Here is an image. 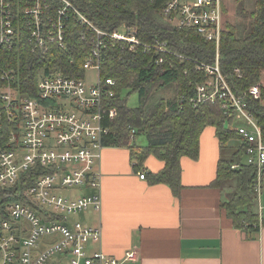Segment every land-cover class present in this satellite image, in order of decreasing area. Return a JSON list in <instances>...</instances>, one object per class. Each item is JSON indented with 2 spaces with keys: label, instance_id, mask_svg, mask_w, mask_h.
<instances>
[{
  "label": "built area",
  "instance_id": "1",
  "mask_svg": "<svg viewBox=\"0 0 264 264\" xmlns=\"http://www.w3.org/2000/svg\"><path fill=\"white\" fill-rule=\"evenodd\" d=\"M222 2L164 0L161 14L172 26L194 29L206 41L215 43L213 64L192 62L195 71L204 73L205 81L196 86L190 102L193 107L218 102L226 118L238 124L235 130L247 143L245 163L257 169L259 196V176L264 170L261 130L245 94L236 96L232 92L218 65L219 43L225 30ZM73 14L98 37L123 42L127 52L137 48L144 54L153 51L156 65L163 64L166 56L183 59L166 42H142L134 28H121L112 34L101 32L70 0H0V53L22 47L31 53H47L53 46L64 48L66 23ZM97 56L96 49L83 69H94L99 75ZM234 73L241 77L238 69ZM16 81L14 69L0 59V133L9 130L7 145L0 148V190L17 186L22 175L37 165L53 172L37 177L21 200L5 207L7 218L0 220V264H47L55 256L56 264H136L139 257L135 251L116 258L101 249L90 250L91 244L100 243L101 228L81 222L68 224L66 220L70 215L101 211V174L95 166L105 148L102 138L108 133L102 126L103 117L106 110L110 118L116 113L105 108L106 100L114 96L115 81L98 78L95 85L87 86L83 78L52 72L39 79L36 97L21 95ZM248 95L259 99L258 86L250 88ZM231 169H237V165ZM137 175L146 180L144 172ZM74 188L90 193L75 198L58 193Z\"/></svg>",
  "mask_w": 264,
  "mask_h": 264
},
{
  "label": "trees",
  "instance_id": "2",
  "mask_svg": "<svg viewBox=\"0 0 264 264\" xmlns=\"http://www.w3.org/2000/svg\"><path fill=\"white\" fill-rule=\"evenodd\" d=\"M72 5L101 32L112 34L121 28H134L136 36L144 43L154 40L166 42L177 56H166L164 63L156 65L155 54L143 53L141 48L127 52L124 43L106 36L98 37L95 31L80 23L71 15L66 23L65 46H53L47 53H31L25 47L2 51L0 59L17 74L16 84L20 94L37 96L36 85L43 75L62 73L70 78H83V65L98 50L99 80L115 81L114 96L107 99L105 108L114 109L110 118L108 111L102 126L108 129L102 138L105 147L127 148L130 160L140 170L149 156L163 162L158 173H148L150 185L163 184L179 197L181 165L183 157L198 158V141L202 131L210 126L221 149H227L228 156L218 161L216 177L212 188L225 192L220 207L232 220L235 229H259L264 226L256 211L258 196L256 184L257 169L246 165L247 143L235 130L237 123L227 119L218 102L202 103L193 107L190 98L197 85L205 81L203 72L195 71L192 62L213 64L216 56L214 42L206 41L191 28H176L162 16L164 0H70ZM238 4V25L224 24L219 43V67L236 96L245 94V100L261 130L264 143V88L260 84L264 72V0H236ZM223 12L224 9V2ZM101 43L102 46L97 44ZM189 59V60H188ZM238 69L241 77L234 70ZM258 86L259 99L248 95L250 88ZM171 89L169 99L152 101L156 92ZM137 96V105L129 107L131 95ZM225 124L229 126H225ZM134 131V134H132ZM9 130L0 133V148L7 145ZM136 136L146 139L145 146L136 143ZM237 165V169L231 166ZM52 168L37 165L22 175L20 182L12 189L0 190V220L6 219L5 207L22 199L26 188L33 181ZM261 188L264 189V170L260 173Z\"/></svg>",
  "mask_w": 264,
  "mask_h": 264
},
{
  "label": "crops",
  "instance_id": "3",
  "mask_svg": "<svg viewBox=\"0 0 264 264\" xmlns=\"http://www.w3.org/2000/svg\"><path fill=\"white\" fill-rule=\"evenodd\" d=\"M198 147L196 160H180L179 197L137 175L158 173L163 162L149 156L137 170L127 148L105 147L95 166L101 174V211L83 223L102 230L100 243L90 250L116 258L135 251L136 264H264V226L235 229L220 207L226 191L210 186L222 155L213 127L202 131ZM256 211L264 219V196Z\"/></svg>",
  "mask_w": 264,
  "mask_h": 264
},
{
  "label": "rangeland",
  "instance_id": "4",
  "mask_svg": "<svg viewBox=\"0 0 264 264\" xmlns=\"http://www.w3.org/2000/svg\"><path fill=\"white\" fill-rule=\"evenodd\" d=\"M224 1V9L225 13L223 15V23L230 24V25H238L240 23V19L238 18V4L236 0H223ZM206 64V63H205ZM219 65V64H218ZM220 68V67H219ZM260 84L264 88V72L261 74ZM83 81L87 86L95 85L98 81V72L94 69H88L85 70L83 75ZM173 96V91L171 89L162 90L159 92H156L153 95L152 101H156L159 98H166L169 99ZM261 103L264 105V99L261 100ZM127 105L129 107H134L137 105V96L135 94L131 95L127 101ZM136 143L139 146H145L146 145V139L142 136H136ZM230 151L227 149H223L222 156L223 158L227 157ZM62 196H66L69 198H75V197H81L83 195H87L90 193V191L85 189H63L58 192ZM264 196V191L262 194V197ZM261 195L259 196V200L257 201L256 208L261 203ZM92 215V212H85V213H78L75 215H70L66 217V220L68 224H72L74 222H82L84 223L86 219H88ZM44 241L49 242V240L45 239ZM57 258L52 257L48 260L47 264H56Z\"/></svg>",
  "mask_w": 264,
  "mask_h": 264
}]
</instances>
